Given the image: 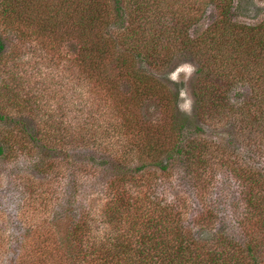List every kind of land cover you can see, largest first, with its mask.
Wrapping results in <instances>:
<instances>
[{"label":"trees","instance_id":"obj_1","mask_svg":"<svg viewBox=\"0 0 264 264\" xmlns=\"http://www.w3.org/2000/svg\"><path fill=\"white\" fill-rule=\"evenodd\" d=\"M159 1L122 0L121 3L112 0L115 20L122 17L123 8L126 18H123L125 25L116 32L108 29V34L107 31L104 34L103 29L110 13L103 0L61 1L64 8H57L50 19L58 23L70 22L68 32L77 44L69 58L71 74L78 81H92L90 88L94 92L97 88L94 79L97 84H102L103 57H111L120 76L125 75L126 79L137 83V89L144 94L151 91L146 82L153 77L135 68L134 57L149 61L154 67L164 66L176 53L190 57L199 65L192 91L196 99L195 111L209 118L231 116L235 133L246 136V158L251 159L250 151L264 159V20L248 24L232 19V10L250 11L253 0H167L162 10L156 11L153 7L157 8ZM177 1L181 2V8L175 15L173 7ZM209 7L214 10V18L199 32L191 34L190 25H195ZM162 17L167 20L164 26H160ZM162 33H167L165 40H160ZM110 36L114 42V38L116 42L120 38L113 57L110 38L107 39ZM3 47L0 38V54ZM241 82H246L249 88V94L243 100L237 99L235 91V86ZM173 96L177 101L178 94ZM174 116L171 112L167 135L158 133V138L147 137V142H142L140 148L132 145V153L114 154L104 175L100 176L108 193L111 192L103 203V213L112 231L98 239L89 231L85 232L87 219L84 214L69 221L64 218L63 222L64 212H57L53 221L59 224L56 244L61 250L43 251L42 258L34 264H264V165L255 168L235 151L229 156L226 147L217 156L208 155L206 149L209 146L204 140L186 136L185 118L181 119L183 122H176ZM87 119L70 130V143L77 139L86 143L88 135L96 132L91 130L98 124L92 126V120H97L96 115L93 118L88 115ZM89 119H92L91 127L86 128ZM0 120L5 124L7 114L0 112ZM134 127V134L139 135L144 126ZM114 129H120L118 123L114 124ZM103 131L107 130L104 128ZM144 131L150 132L145 127ZM25 134L31 140H37V134ZM42 135L43 150L50 151L52 145L46 138L49 131L45 129ZM54 135L52 133V138ZM5 137H15L14 143ZM169 137L167 145L161 147L157 143ZM25 142L22 133L0 136V154H7L12 148L21 150ZM229 142L231 139L227 147H231ZM128 143L122 139V146ZM211 159L226 166L238 180L239 194L232 204L235 215L231 217L237 236L214 229L217 219L214 205L204 202L210 196V180L214 175L201 174ZM39 163L43 172L53 173L52 178L63 171H70L71 175L95 171V168L79 167L72 160H66L63 165L58 160L46 163L41 157ZM176 165L183 167V175L199 206L208 205L206 209L195 211L188 221L183 218L189 206L182 197V190L175 191L172 185L163 188L158 177L169 175ZM93 177L97 178L96 175ZM200 178L203 180L201 185L198 184ZM126 182L134 187L127 189ZM168 195L179 198L175 202L167 198ZM189 226L198 227L196 234Z\"/></svg>","mask_w":264,"mask_h":264},{"label":"rangeland","instance_id":"obj_2","mask_svg":"<svg viewBox=\"0 0 264 264\" xmlns=\"http://www.w3.org/2000/svg\"><path fill=\"white\" fill-rule=\"evenodd\" d=\"M61 1L0 0V38L4 45L0 54V112L7 114L5 124L0 120V136L22 133L26 140L23 149L12 148L6 150L7 154H0V264H34L44 254L43 251L55 248L60 251L61 246L56 244L59 224L53 221L57 212H64L65 216L61 219L63 222L64 218L69 221L84 214L87 219L85 232L89 231L98 239L100 235L112 231L103 213V203L111 192L108 193L105 181L100 176L104 175L114 154L118 156L127 151L132 153V145L140 148L142 142H147V137L158 138V133L161 136L167 135L171 112L176 115V122H183L181 119L185 118L183 123L187 127L186 136L205 141L206 146H209L206 149L208 155L217 156L226 147L224 149L228 150L229 156L234 155L235 151L255 168L264 165V159L250 151L251 159L246 158V136L241 132L235 133L230 122L233 119L231 116L209 118L195 111L196 99L192 91L199 74V65L190 57L176 53L167 64L157 67L140 57H134L132 63L135 68L153 77L146 82L151 91L144 94L137 89V83L126 79L125 75L120 76L111 57H103L105 62L101 65L100 74L102 84H97L94 79L97 87L94 92L90 88L93 86L92 81H78L77 77L74 78L69 58L77 44L68 32L70 22L58 23L50 19L57 8H64ZM103 1L108 4L110 13L105 20L107 26L103 29L104 34L108 29L116 32L125 25L124 8L121 10L122 17L116 21L112 0ZM119 1L122 3V0ZM177 2L173 7L175 15L181 8V2ZM166 3L167 0H160L157 8H153L160 11ZM249 10L245 13L232 10V19L248 24L264 20V0H253ZM213 18L214 10L209 7L195 25H190L189 32L196 34ZM166 21L162 17L160 26H164ZM166 35L162 33L160 40H165ZM107 39L111 42L113 57L120 38L117 42L111 36ZM235 87L237 99L243 100L249 94L246 82ZM175 93L178 94L177 101L173 98ZM88 115L91 118L96 115L97 120L89 119L85 127H91L89 123L92 120V126L98 123L95 128L91 127L96 132L88 135L86 143L81 139L70 143V130L76 129V123L87 122L85 117ZM50 123L51 126L57 124L48 127ZM117 123L119 130L114 129ZM141 124L150 132L146 133L142 127L139 137L132 129ZM104 128L107 131H103ZM45 129L50 133L46 137L52 145L50 151L43 150L45 141L42 134ZM25 132L37 134V140L27 138ZM51 132L55 134L54 138ZM15 137L5 139L9 138L14 143ZM170 138L157 143L163 147ZM122 139L129 143L122 146ZM229 139L231 147L226 146ZM54 141L57 143L55 149ZM233 147L236 149L233 150ZM253 148L256 150V147ZM41 157L46 163L58 160L63 165L66 160H72L79 167L83 165L95 168V171L74 175L70 171H63L52 178V172H43L41 169ZM216 163V159H211L210 165L201 174L214 175L210 180V196L204 202H212L214 205L217 214L214 229L237 236L231 217L235 215L232 204L239 194L238 180L226 166ZM182 169L176 165L171 168L169 175L155 176L161 179L163 188L172 185L175 191L182 190L186 204L189 209L192 207L183 215L188 221L195 211L206 209L208 205L200 207L199 201L193 198L188 187L189 181L184 177ZM202 183L203 180L198 179V184ZM124 185L127 189L129 186L134 187L129 182ZM167 198L176 202L179 197L168 195ZM189 227L196 234L198 227Z\"/></svg>","mask_w":264,"mask_h":264}]
</instances>
